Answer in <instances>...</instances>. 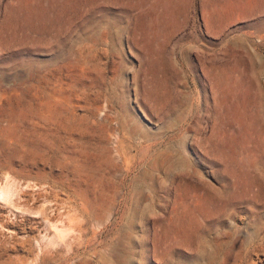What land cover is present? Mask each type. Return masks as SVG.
<instances>
[{
  "label": "rangeland",
  "instance_id": "obj_1",
  "mask_svg": "<svg viewBox=\"0 0 264 264\" xmlns=\"http://www.w3.org/2000/svg\"><path fill=\"white\" fill-rule=\"evenodd\" d=\"M0 264H264V0H0Z\"/></svg>",
  "mask_w": 264,
  "mask_h": 264
},
{
  "label": "bare ground",
  "instance_id": "obj_2",
  "mask_svg": "<svg viewBox=\"0 0 264 264\" xmlns=\"http://www.w3.org/2000/svg\"><path fill=\"white\" fill-rule=\"evenodd\" d=\"M259 242V241H258Z\"/></svg>",
  "mask_w": 264,
  "mask_h": 264
}]
</instances>
